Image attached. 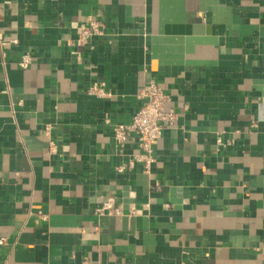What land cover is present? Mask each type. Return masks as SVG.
<instances>
[{"label":"crops","instance_id":"1","mask_svg":"<svg viewBox=\"0 0 264 264\" xmlns=\"http://www.w3.org/2000/svg\"><path fill=\"white\" fill-rule=\"evenodd\" d=\"M152 80L178 118L146 172L113 125ZM2 238L0 264H264V0H0Z\"/></svg>","mask_w":264,"mask_h":264},{"label":"built area","instance_id":"2","mask_svg":"<svg viewBox=\"0 0 264 264\" xmlns=\"http://www.w3.org/2000/svg\"><path fill=\"white\" fill-rule=\"evenodd\" d=\"M98 34H102L101 26L90 19L87 23L80 26L78 40L81 44H86L93 36ZM31 61V55L26 53L23 55L19 65L27 68ZM87 90L89 93L97 94L98 96L110 94L104 90L103 82L94 83ZM137 98L141 101V105L133 115L132 121L130 123H115L113 125V135L118 144H123L127 139L128 132L135 133L141 148V153L136 156L135 160L142 164L146 172H149L156 161V142L162 137L166 127L174 125L178 115L175 111L166 108L169 97L165 93L164 88L154 80L139 91ZM106 121L110 122L109 119ZM218 141L223 143L220 137H218ZM132 163L128 166L132 167ZM125 167L121 166L119 169L123 170ZM106 208H113L112 199L107 200L101 210ZM113 209L115 213H120L119 209ZM40 215L46 218V215L41 212ZM0 242L3 243L4 239L2 238Z\"/></svg>","mask_w":264,"mask_h":264}]
</instances>
